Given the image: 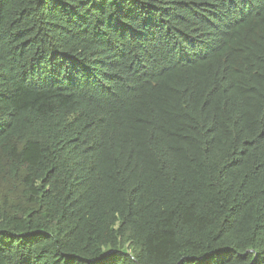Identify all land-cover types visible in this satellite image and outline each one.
I'll return each instance as SVG.
<instances>
[{
    "label": "trees",
    "instance_id": "trees-1",
    "mask_svg": "<svg viewBox=\"0 0 264 264\" xmlns=\"http://www.w3.org/2000/svg\"><path fill=\"white\" fill-rule=\"evenodd\" d=\"M0 264H264V0H0Z\"/></svg>",
    "mask_w": 264,
    "mask_h": 264
}]
</instances>
